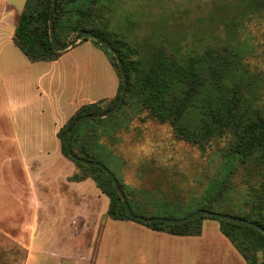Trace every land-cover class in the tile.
Wrapping results in <instances>:
<instances>
[{
  "label": "rangeland",
  "instance_id": "rangeland-1",
  "mask_svg": "<svg viewBox=\"0 0 264 264\" xmlns=\"http://www.w3.org/2000/svg\"><path fill=\"white\" fill-rule=\"evenodd\" d=\"M91 10L108 19L110 31L134 48L151 44L180 54L209 46L240 49L248 68L260 78L258 92L264 100V0H101ZM78 36L72 34L66 43ZM115 121L119 129L102 124L105 135L113 137L100 140L101 154L128 193L137 187L155 193L158 201L167 198L187 205L213 190L219 179L227 183L221 202L224 206L241 214L251 210L254 198L250 191L259 184L264 168L233 166L230 176H224L227 139H214L201 149L177 138L170 124L159 122L146 111H123ZM95 129L88 125L82 132L89 136ZM12 153L17 157L18 152ZM60 154L53 150L45 152L44 157L61 175L60 180L59 176L49 179V190L63 194L67 186L61 182L62 177L73 168L75 172L80 169L63 152V157ZM8 155V150L0 149V241L21 239L33 244L28 264H247L216 220H205L199 235L181 236L111 217L110 198L92 178L82 183V197L70 194L71 202L65 196L60 198L71 206L84 203V212L71 208L51 216L67 224L75 212L72 221L76 230H40L34 247L36 216H26L27 228H19L23 223L19 218L24 214L15 204L19 194L9 174L15 170L19 173L20 167H12ZM54 168L46 174L52 175ZM139 196L150 198L143 193ZM87 204L92 205L90 209ZM86 223L91 224L87 227Z\"/></svg>",
  "mask_w": 264,
  "mask_h": 264
},
{
  "label": "trees",
  "instance_id": "trees-1",
  "mask_svg": "<svg viewBox=\"0 0 264 264\" xmlns=\"http://www.w3.org/2000/svg\"><path fill=\"white\" fill-rule=\"evenodd\" d=\"M99 2L101 0H57L55 36L64 45L72 34L79 35L84 30H90L110 42L120 52L124 62L128 76L127 94L116 112L107 117L88 120L75 131L71 140L73 150L83 157L103 162L110 168L101 154L100 140L103 137L111 139L113 135H105L102 124L110 123L117 129L115 120L119 113L135 111L139 114L146 111L159 122L170 124L177 138L201 149L214 139H227L224 176H230L233 166L263 170L264 100L258 92L260 78L248 68L240 49L229 45L209 46L203 51L192 50L180 54L151 44L134 48L110 31L108 19L104 20L92 12L91 9ZM52 7L53 0H26L19 16L14 42L31 61L54 60L64 52L55 50L50 39ZM87 40H92L104 50L119 77V87L114 98L83 105L60 128L58 137L62 152L71 160L66 139L74 122L81 116L112 108L118 102L122 90V75L115 55L93 39L85 38L80 42ZM88 125L96 129L85 136L82 131ZM73 161L80 170L75 172L72 180L92 178L102 193L110 198L108 214L115 219L135 221L129 217L117 188L106 172L99 167ZM119 182L133 211L138 215L180 218L200 209H208L237 214L264 226V175L250 191L254 198L251 210L242 214L221 203L227 183L223 184L219 179L215 180L213 190L206 191L204 197L187 205L167 198L158 201L155 193L138 190L137 187L131 188L130 194L126 186ZM139 193L150 197L149 200H144ZM204 219L219 222L221 232L233 243L247 264H264V233L253 227L212 216L174 225L136 222L155 231L174 235H199Z\"/></svg>",
  "mask_w": 264,
  "mask_h": 264
},
{
  "label": "crops",
  "instance_id": "crops-1",
  "mask_svg": "<svg viewBox=\"0 0 264 264\" xmlns=\"http://www.w3.org/2000/svg\"><path fill=\"white\" fill-rule=\"evenodd\" d=\"M25 4L26 0H0V149L8 150L7 161L12 167H20L19 173L10 172L9 181L19 194L15 204L24 214L19 218L23 221L19 228H27L26 216H36L35 247L40 230L49 227L76 230L72 221L75 212L67 224L51 216L62 215L71 208L84 212V203L73 206L67 203L70 194L82 197V183L89 180H72L73 168L62 177L66 192L49 190V179L58 177L59 171L53 162L45 159L44 153L55 150L63 157L58 137L60 128L83 105L114 98L119 77L107 55L90 40L78 42L54 60L31 61L14 42ZM12 152H18L17 157ZM51 167L54 171L47 175ZM64 196L69 201L61 202ZM87 205L88 209L92 206ZM90 224L86 223L87 227ZM32 245L21 239L0 241V247L4 248L0 251V264H28ZM13 247L19 251H13Z\"/></svg>",
  "mask_w": 264,
  "mask_h": 264
},
{
  "label": "water",
  "instance_id": "water-1",
  "mask_svg": "<svg viewBox=\"0 0 264 264\" xmlns=\"http://www.w3.org/2000/svg\"><path fill=\"white\" fill-rule=\"evenodd\" d=\"M56 12H57V0H53L52 13H51V17H50V39L52 42V46L55 50L65 51V50L69 49L70 47H72L73 45H75L76 43L80 42L81 40H83L85 38L93 39V40L99 42L104 47H106L109 51H111L115 55V57L117 58V62H118L120 71H121V75H122V90L120 93V98H119L118 102L112 108L105 110L101 113H92V114L81 116L80 118H78L74 122L72 128L70 129V131L68 133L67 139H66V147H67V152H68L69 156L77 162H80V163L85 164V165L99 167L104 172H106V174L112 179L115 187L117 188L129 217H131L135 221L144 222V223L159 222V223L174 225V224L187 223V222H190L192 220L201 218L203 216H212V217H216L220 220H225V221L233 222L236 224H243V225H246L249 227H253V228L261 231L262 233H264V226L254 222L252 220H249L247 218H243L240 216H236V215H232V214H225V213L217 212L214 210H208V209H200V210H198V211H196V212H194L188 216L180 217V218L138 215L133 211V209L129 203L128 196H127L125 190L123 189V186L120 184L119 179L117 178L115 173L108 166H106L103 162L83 157V156L77 154L73 150V148L71 146L72 137H73L75 131L83 123H85L88 120L95 119V118L107 117V116L111 115L112 113L116 112L122 106V104L125 100L126 94H127L128 76H127V73L125 70L124 62L120 56V52L117 49H115L114 46L110 42L104 40L100 35L92 32L90 30L82 31L75 41L68 42L64 45L60 44L58 42L56 36H55V26H54L55 20H54V17H55ZM40 47L42 49H44L43 45H40Z\"/></svg>",
  "mask_w": 264,
  "mask_h": 264
}]
</instances>
